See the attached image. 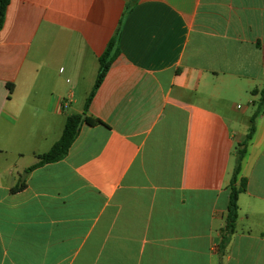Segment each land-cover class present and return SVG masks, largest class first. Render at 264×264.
Here are the masks:
<instances>
[{
  "label": "crops",
  "instance_id": "1",
  "mask_svg": "<svg viewBox=\"0 0 264 264\" xmlns=\"http://www.w3.org/2000/svg\"><path fill=\"white\" fill-rule=\"evenodd\" d=\"M117 32L120 53L85 114L103 125L83 122L68 155L14 193L84 113ZM263 86L264 0H10L0 264H218L235 149ZM255 129L223 264H264V112Z\"/></svg>",
  "mask_w": 264,
  "mask_h": 264
},
{
  "label": "trees",
  "instance_id": "2",
  "mask_svg": "<svg viewBox=\"0 0 264 264\" xmlns=\"http://www.w3.org/2000/svg\"><path fill=\"white\" fill-rule=\"evenodd\" d=\"M133 1L136 2L137 0H133ZM9 3H10V0H0V30L3 28L5 14H6V10L8 8ZM119 41H120V34L119 32H117L116 36L109 43L105 53L100 58V69L98 72L97 80H96V83L92 90L91 95L86 101L83 114H87L91 101L93 97L95 96V93L101 86L110 67L112 66L116 57L120 53ZM9 89L11 92H13L12 85H9ZM257 94L259 95V99L255 103L256 111L251 118L252 126L249 130V134L245 142L235 149L236 154L238 156V162L233 171L232 178H231L230 185H229L230 196H229L228 210L226 214V224H225V227L223 228L222 239L217 246L218 264H223V260L226 255V250L229 244L231 243L233 236L236 233L237 223H238V219L240 215V208H239L238 200H239L240 195L247 191L246 180L243 178H240L241 165H242L244 156L246 155L248 144L252 140L255 134V130H256L255 120L261 113L264 112V86L258 93L255 92L254 95H257ZM83 114H74L67 118L65 129H64L63 135L60 138V140L51 148L49 152L39 156V162L37 164L33 165L32 167L26 170L25 175L22 177L23 179L21 181V184L15 187L14 189H12L14 193L25 189L26 187L25 176L27 174L31 173L35 169L42 167L46 164L59 162L68 155L72 145L74 144L75 140L77 139L79 135L78 126L82 120ZM83 122L89 125H99V124L103 125L102 121L97 120V119H92L91 117H88V116L85 117Z\"/></svg>",
  "mask_w": 264,
  "mask_h": 264
},
{
  "label": "rangeland",
  "instance_id": "3",
  "mask_svg": "<svg viewBox=\"0 0 264 264\" xmlns=\"http://www.w3.org/2000/svg\"><path fill=\"white\" fill-rule=\"evenodd\" d=\"M83 104H84V99H82L81 102H79L78 104H76L75 105V108L76 109H81V108H83ZM70 113L69 114L67 113V115H70ZM237 158H238V156H237Z\"/></svg>",
  "mask_w": 264,
  "mask_h": 264
},
{
  "label": "water",
  "instance_id": "4",
  "mask_svg": "<svg viewBox=\"0 0 264 264\" xmlns=\"http://www.w3.org/2000/svg\"><path fill=\"white\" fill-rule=\"evenodd\" d=\"M85 117H86V115L83 114V115H82V120H81V122L79 123V126H78V131L80 130V128H81V126H82V124H83V120L85 119Z\"/></svg>",
  "mask_w": 264,
  "mask_h": 264
},
{
  "label": "built area",
  "instance_id": "5",
  "mask_svg": "<svg viewBox=\"0 0 264 264\" xmlns=\"http://www.w3.org/2000/svg\"><path fill=\"white\" fill-rule=\"evenodd\" d=\"M68 106H69L68 104H65V105H64L65 108L68 107Z\"/></svg>",
  "mask_w": 264,
  "mask_h": 264
}]
</instances>
